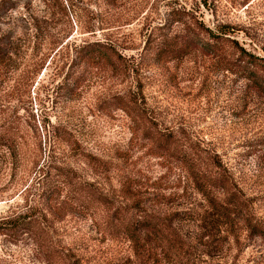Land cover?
Instances as JSON below:
<instances>
[{
  "label": "rangeland",
  "instance_id": "1",
  "mask_svg": "<svg viewBox=\"0 0 264 264\" xmlns=\"http://www.w3.org/2000/svg\"><path fill=\"white\" fill-rule=\"evenodd\" d=\"M178 11L264 56V0H0V220L37 213L45 230L41 244L0 235V264H47L45 245L64 253L57 264H124L129 243L106 221L138 206L175 218L185 242L177 262L155 248L140 264H264V240L241 223L212 235L179 156L150 154L145 135L163 134L195 167L225 166L264 220V97L208 52L156 63ZM90 42L112 45L116 67L76 65ZM49 164L95 179L110 203L86 214L65 195L43 200Z\"/></svg>",
  "mask_w": 264,
  "mask_h": 264
},
{
  "label": "trees",
  "instance_id": "2",
  "mask_svg": "<svg viewBox=\"0 0 264 264\" xmlns=\"http://www.w3.org/2000/svg\"><path fill=\"white\" fill-rule=\"evenodd\" d=\"M181 17L174 18V23L180 25V32L175 34H158L154 39L153 58L156 63L165 64L181 60L193 52H208L220 65L221 69L237 75L245 82V87L251 92L264 97V56L252 53L235 39L230 38L223 28L215 30L194 20L189 13L178 11ZM167 25L165 24V28ZM161 28V29H164ZM171 28V27H169ZM151 44V43H150ZM75 64L85 67L112 66L116 67L118 56L112 45L101 42H90L76 50ZM118 60V59H117ZM151 140V155L166 158L179 156L187 165V170L194 186L207 203L209 214L202 220L215 236L225 229L235 235V227L240 223L245 228L249 238L260 237L264 240V220L257 219L250 208L248 199L230 170L218 166L214 171H204L194 166L193 159L177 148L172 137L163 134L145 135ZM40 167L37 182L42 190L39 197L50 202L65 195L67 202L83 207L88 212L106 207L110 202L105 196L98 181L90 180L80 174L77 169L62 168L60 165ZM49 169V170H48ZM11 216L0 220V235L18 238L28 234L38 244L45 241V230L41 218L36 215ZM41 215L42 210H41ZM36 216V217H35ZM175 218H160L145 209L116 210L108 216L106 225L121 239L129 243L131 253L127 255L124 264H140L149 260L155 248L163 250V258L176 261L184 249V239L174 226ZM203 228V227H202ZM217 231V232H216ZM238 238V237H237ZM47 264H57L64 258V253L45 245ZM177 262V261H176Z\"/></svg>",
  "mask_w": 264,
  "mask_h": 264
}]
</instances>
